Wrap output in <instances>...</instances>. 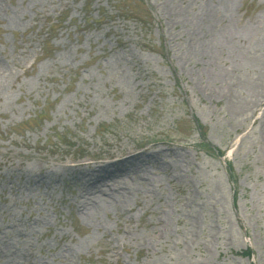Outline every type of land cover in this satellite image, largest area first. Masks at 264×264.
Masks as SVG:
<instances>
[{"label": "rangeland", "instance_id": "1", "mask_svg": "<svg viewBox=\"0 0 264 264\" xmlns=\"http://www.w3.org/2000/svg\"><path fill=\"white\" fill-rule=\"evenodd\" d=\"M259 26L264 0H0V264H264ZM128 151L163 162L101 181Z\"/></svg>", "mask_w": 264, "mask_h": 264}, {"label": "bare ground", "instance_id": "2", "mask_svg": "<svg viewBox=\"0 0 264 264\" xmlns=\"http://www.w3.org/2000/svg\"><path fill=\"white\" fill-rule=\"evenodd\" d=\"M258 30L256 29L257 33H259V32L262 33L264 31V28L259 26ZM260 36H261L260 37L261 39L260 38H258L259 40L257 39L258 45H255V46L258 47L259 49L263 50L264 37L262 35H260ZM251 55H252L253 60L255 58L259 57V56H256L257 54H254V52H252ZM256 64H258L260 66V68L264 69L263 59L260 58ZM0 90H1V86H0ZM127 154H128L127 157H125L123 159L120 158V159H114L112 161L109 160V161L104 162L102 164L103 167H99L98 170H100V172H103V173L105 172L101 181H104V182L112 181V182H114L115 177L118 176V174H120L122 172L130 173V172H133L134 170L140 169L141 167L144 166V164H149V163L159 164V163L163 162L158 157V154L154 151H151V152L143 151V152H138L137 154L130 153V151H128ZM163 166H164V164H163ZM75 167L80 169L83 167H87V164L86 163H80V164H76ZM164 168L166 169L167 167L164 166ZM101 181H98V182L100 183ZM14 254L17 255L15 258H18L19 260H22L23 262L29 261L26 258L25 251L24 252L23 251H16Z\"/></svg>", "mask_w": 264, "mask_h": 264}, {"label": "trees", "instance_id": "3", "mask_svg": "<svg viewBox=\"0 0 264 264\" xmlns=\"http://www.w3.org/2000/svg\"><path fill=\"white\" fill-rule=\"evenodd\" d=\"M217 153H220V152L217 151ZM228 175H229V178L232 180V183H233V181H234L233 174H232L231 168L229 166H228ZM240 254L244 255V256H248L250 254V251L249 250L242 251Z\"/></svg>", "mask_w": 264, "mask_h": 264}]
</instances>
